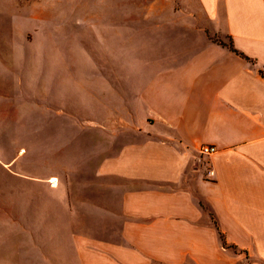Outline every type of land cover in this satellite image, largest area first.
Masks as SVG:
<instances>
[{
	"label": "crops",
	"instance_id": "1",
	"mask_svg": "<svg viewBox=\"0 0 264 264\" xmlns=\"http://www.w3.org/2000/svg\"><path fill=\"white\" fill-rule=\"evenodd\" d=\"M88 1L140 12L57 138L1 140L0 264H264V0Z\"/></svg>",
	"mask_w": 264,
	"mask_h": 264
},
{
	"label": "rangeland",
	"instance_id": "2",
	"mask_svg": "<svg viewBox=\"0 0 264 264\" xmlns=\"http://www.w3.org/2000/svg\"><path fill=\"white\" fill-rule=\"evenodd\" d=\"M83 1L0 0V128L7 124L4 129L11 131L0 136V144L9 142L10 150L15 140L18 144L6 153V160L25 151L28 136L41 146V130L52 140L57 138L59 126L72 123L75 102L89 104L82 95L75 101V92L86 90L88 83L116 80L106 45L121 43L128 28L133 34V26L123 17L140 10L105 9L101 3L91 7ZM225 45L230 48V41ZM127 59L134 64L136 57L131 54ZM51 148L50 156L58 157L59 144ZM39 156L40 152L34 153ZM18 167L24 174V167ZM10 178L13 175L0 168V209L25 208L24 197L11 195Z\"/></svg>",
	"mask_w": 264,
	"mask_h": 264
},
{
	"label": "built area",
	"instance_id": "3",
	"mask_svg": "<svg viewBox=\"0 0 264 264\" xmlns=\"http://www.w3.org/2000/svg\"><path fill=\"white\" fill-rule=\"evenodd\" d=\"M216 148L215 146L212 145H202L199 148V152L200 154H212L213 152H215ZM210 174H212V171H209Z\"/></svg>",
	"mask_w": 264,
	"mask_h": 264
},
{
	"label": "bare ground",
	"instance_id": "4",
	"mask_svg": "<svg viewBox=\"0 0 264 264\" xmlns=\"http://www.w3.org/2000/svg\"><path fill=\"white\" fill-rule=\"evenodd\" d=\"M51 180L54 182L55 179L53 178V179H51ZM49 182H50V181H49ZM54 185H55V184H54Z\"/></svg>",
	"mask_w": 264,
	"mask_h": 264
},
{
	"label": "trees",
	"instance_id": "5",
	"mask_svg": "<svg viewBox=\"0 0 264 264\" xmlns=\"http://www.w3.org/2000/svg\"><path fill=\"white\" fill-rule=\"evenodd\" d=\"M230 48H232V46L230 45ZM233 51H235L234 49H232Z\"/></svg>",
	"mask_w": 264,
	"mask_h": 264
}]
</instances>
